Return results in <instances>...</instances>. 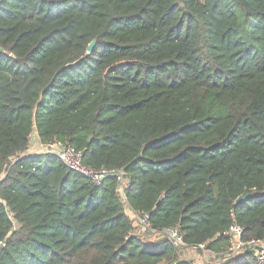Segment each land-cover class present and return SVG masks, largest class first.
<instances>
[{
  "label": "trees",
  "instance_id": "16d2710c",
  "mask_svg": "<svg viewBox=\"0 0 264 264\" xmlns=\"http://www.w3.org/2000/svg\"><path fill=\"white\" fill-rule=\"evenodd\" d=\"M232 224L264 239V0H0V264H258Z\"/></svg>",
  "mask_w": 264,
  "mask_h": 264
},
{
  "label": "built area",
  "instance_id": "2783aa9c",
  "mask_svg": "<svg viewBox=\"0 0 264 264\" xmlns=\"http://www.w3.org/2000/svg\"><path fill=\"white\" fill-rule=\"evenodd\" d=\"M42 153H51L57 156L61 162L69 169L75 170L82 175L88 177L93 183L99 184L106 176L115 175L119 182V187L122 190L125 185V179L121 170H113L107 168L93 169L83 164L82 153L74 147L61 141H50L46 143L38 142ZM243 227L232 224L224 231V235L228 238L227 255L233 256L242 253L246 249L253 251L258 264H264V239H252L248 241L242 240ZM167 237L176 245L184 247L182 236L179 232V227H169L165 230ZM3 243L0 241V247ZM200 251L204 250V245L190 246Z\"/></svg>",
  "mask_w": 264,
  "mask_h": 264
},
{
  "label": "rangeland",
  "instance_id": "374dc122",
  "mask_svg": "<svg viewBox=\"0 0 264 264\" xmlns=\"http://www.w3.org/2000/svg\"><path fill=\"white\" fill-rule=\"evenodd\" d=\"M35 144V145H34ZM38 140L36 138V134L33 133L32 136L30 137V143H29V152L32 151H36L34 148L35 146H37L40 149V146L37 145ZM124 208H125V212L130 216V218L133 220V222L135 223V226L137 228V230L141 233L142 236H146L147 238L149 237V239H154L156 238L152 233H146V235H144V231L146 232V227L145 224L142 220V218L137 217L128 207V205L126 204V202L124 203ZM148 239V240H149ZM179 256L180 259L189 261L192 264H201V263H208L209 260L214 259V255L213 253H211L210 251L206 250L204 248L203 251H200L198 249H194L192 247H185L183 249L180 250L179 252Z\"/></svg>",
  "mask_w": 264,
  "mask_h": 264
},
{
  "label": "water",
  "instance_id": "95a60500",
  "mask_svg": "<svg viewBox=\"0 0 264 264\" xmlns=\"http://www.w3.org/2000/svg\"><path fill=\"white\" fill-rule=\"evenodd\" d=\"M94 43H95V39H93V40L89 43V45L87 46V51H88V52H90V51L92 50V47L94 46ZM13 162H14V161H13ZM251 195H253V193H251V192H247V193L241 195L240 197H238V198L236 199V202H239V201H241V200H244L245 198H247V197H249V196H251Z\"/></svg>",
  "mask_w": 264,
  "mask_h": 264
},
{
  "label": "crops",
  "instance_id": "0c3cea01",
  "mask_svg": "<svg viewBox=\"0 0 264 264\" xmlns=\"http://www.w3.org/2000/svg\"><path fill=\"white\" fill-rule=\"evenodd\" d=\"M36 138H37V140H38V142H39V139H38V137H37V135H36ZM35 145V144H34ZM38 145V144H37ZM40 146V145H39ZM36 151H32V152H34V153H40V152H42L37 146H35V148H34ZM28 150H29V147H28ZM212 253V252H211ZM213 257H214V259H215V257H216V254L215 253H213ZM219 258H220V255H219ZM216 260V259H215Z\"/></svg>",
  "mask_w": 264,
  "mask_h": 264
}]
</instances>
